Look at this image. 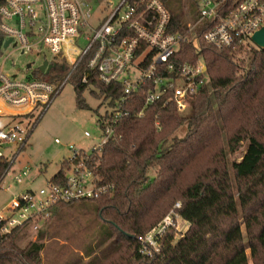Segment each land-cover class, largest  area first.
Here are the masks:
<instances>
[{
    "label": "trees",
    "instance_id": "trees-1",
    "mask_svg": "<svg viewBox=\"0 0 264 264\" xmlns=\"http://www.w3.org/2000/svg\"><path fill=\"white\" fill-rule=\"evenodd\" d=\"M160 1L169 12V29L186 33L187 21L198 13L196 0ZM206 28L196 26L198 44L182 43L172 57L175 63L195 62L200 54L208 76L199 91L187 98L183 111L170 100L146 103L142 93L130 95L123 105L126 115L108 121L113 134L100 150L79 149L50 177L48 184L59 182L67 165L81 155L98 185L110 187L97 197L57 202L48 208V216L58 218L64 209L79 203L100 223V240H91L77 262L249 264L248 251L251 264H264V49L249 42L216 48L202 40ZM4 38L0 32V54ZM86 60L69 78L76 107H87L80 96L87 88L101 100L100 105L106 101L113 106L123 94L124 82L103 84L87 69ZM51 64L48 72L38 65L30 73L55 82L64 75V63L54 58ZM168 74L172 72L164 73ZM45 110L34 117L33 127ZM106 117L107 111L97 114L100 129ZM175 202L186 229L175 236L174 223L169 225L157 239L158 251L141 253L138 237ZM32 221L29 218L7 233L0 232V264H44V232L27 239ZM104 239H109L111 251L98 256Z\"/></svg>",
    "mask_w": 264,
    "mask_h": 264
},
{
    "label": "built area",
    "instance_id": "built-area-1",
    "mask_svg": "<svg viewBox=\"0 0 264 264\" xmlns=\"http://www.w3.org/2000/svg\"><path fill=\"white\" fill-rule=\"evenodd\" d=\"M99 1L103 0H96ZM104 1L108 3L107 11L96 18L94 25L90 22L89 8L85 9L88 6L85 0L0 1V32L4 40L11 37L8 46L12 45L22 54L48 52L51 58L44 56L42 61L51 64L55 58L64 63V75L55 82L32 76V63L22 69L20 77L0 67V119H6L0 123V189L9 187L6 175L27 143L33 127L31 114L37 115L48 108L85 57L87 69L103 84L124 82L123 94L103 112L107 111L108 117L102 119L104 126L91 149L99 151L113 134L108 121L114 123L126 115L123 105L130 95L142 93L146 103L170 100L181 112L187 106V98L207 81L200 54L195 62L172 61L180 44H198L196 26L207 27L201 36L203 41L223 48L252 43L250 36L264 25V0H200L197 16L187 22L186 33L169 29V12L160 0ZM165 72L172 74L164 75ZM81 81H87L86 74ZM84 135L90 136L87 132ZM70 149L71 160L79 149L74 150L72 146ZM28 171L20 169L13 173L12 179L20 183ZM109 188L98 185L94 172L80 155L67 165L65 176L59 182L37 192L24 190L11 199L0 212V232L7 233L29 218L45 217L48 208L57 202L94 198ZM178 207L179 202H175L156 225L138 237L141 253L150 255L158 251L157 239L169 225L174 223L177 233L175 208Z\"/></svg>",
    "mask_w": 264,
    "mask_h": 264
},
{
    "label": "rangeland",
    "instance_id": "rangeland-1",
    "mask_svg": "<svg viewBox=\"0 0 264 264\" xmlns=\"http://www.w3.org/2000/svg\"><path fill=\"white\" fill-rule=\"evenodd\" d=\"M85 1L89 6L85 9L89 8L92 16L90 22L94 25L97 22L96 18L107 11L108 3L104 0ZM112 1L115 3L117 0ZM196 2L199 5L200 0ZM183 16L186 21L185 15ZM6 55H8L7 59L3 62ZM44 56L51 58L48 52L44 55L34 52L22 54L10 45L1 50L0 67L2 71L8 74L15 73L20 77L27 63H32V68L37 67ZM75 95L73 85L66 82L29 133L26 145L6 175L5 182L9 187L5 190L0 189V212L11 199L24 190L31 189L37 192L41 188L46 189L50 177L59 169L60 163L71 156L73 151L70 146L74 150L82 149L89 152L97 144L100 136V128L96 122L97 114L109 110V106L106 105V101L100 105L101 100L93 97L87 88L80 94L87 107L78 108L75 104ZM35 116L36 114H31L32 120ZM4 121L5 118L0 119V123ZM85 132L90 136H85ZM20 169H29V171L28 175L21 177V182L18 183L12 179V176ZM64 211L62 217H50L48 214L43 218L34 219L27 229V239L34 240L38 231L44 232L42 239L44 248L41 251L44 264H85L86 259L77 262L79 255L84 253L85 246L91 240H100L103 229H100V223L93 212L84 209L79 203H74ZM176 221L178 228L175 236L187 227V222L180 216L176 217ZM25 240L26 238L20 239V245H23ZM109 242V239L100 242L104 249L96 251L98 256L111 251L112 246ZM247 259L251 264L248 251Z\"/></svg>",
    "mask_w": 264,
    "mask_h": 264
},
{
    "label": "water",
    "instance_id": "water-1",
    "mask_svg": "<svg viewBox=\"0 0 264 264\" xmlns=\"http://www.w3.org/2000/svg\"><path fill=\"white\" fill-rule=\"evenodd\" d=\"M250 40L254 46H256L258 49H264V25L261 26L259 29L253 32V34L250 36ZM11 41V37H8L3 41L2 48H6ZM53 64H48L47 60H43L41 64L39 65V69L43 71L46 68V72L52 67ZM30 66V63L26 64V67L28 68Z\"/></svg>",
    "mask_w": 264,
    "mask_h": 264
}]
</instances>
